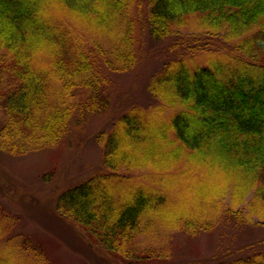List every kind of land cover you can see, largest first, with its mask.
Segmentation results:
<instances>
[{
	"label": "trees",
	"instance_id": "16d2710c",
	"mask_svg": "<svg viewBox=\"0 0 264 264\" xmlns=\"http://www.w3.org/2000/svg\"><path fill=\"white\" fill-rule=\"evenodd\" d=\"M0 105L10 156L105 118L104 167L54 203L104 257L88 264H264V0H0ZM15 230L0 204V264H61ZM202 236L205 257L170 260Z\"/></svg>",
	"mask_w": 264,
	"mask_h": 264
},
{
	"label": "rangeland",
	"instance_id": "374dc122",
	"mask_svg": "<svg viewBox=\"0 0 264 264\" xmlns=\"http://www.w3.org/2000/svg\"><path fill=\"white\" fill-rule=\"evenodd\" d=\"M190 22L180 29L182 34L195 29L194 18ZM144 69L141 67V70L116 77L115 82L123 87L125 93L134 87L132 94L137 95V88L143 92L142 78H146ZM119 91L122 89L119 88ZM117 100L118 98H113L114 105L116 103L119 107ZM3 119L4 110L0 105V126ZM104 125L105 118H91L82 130L73 132L71 137L55 148L33 151L23 156H10L0 151V204L18 218L19 230H15L16 232L32 236L33 240L41 244L46 254H49L51 260L61 264H88L92 260L95 263V259L104 258L98 254L100 251L96 252L95 249L85 246L79 230L71 222L66 219L59 222L54 211V203L59 195L104 167L103 148L94 140L99 130L109 131V127ZM248 232L243 231L239 237L247 236ZM252 233L249 238L252 242L260 237L264 238V234L256 235L254 231ZM237 237L238 235L233 234L231 238L223 239H228L232 244H242V240L238 242L240 238ZM176 240L172 244L174 251L170 260L197 254L203 258L215 246V240L208 236L196 240ZM3 243L0 240V247ZM98 263L103 264L101 261H97Z\"/></svg>",
	"mask_w": 264,
	"mask_h": 264
}]
</instances>
